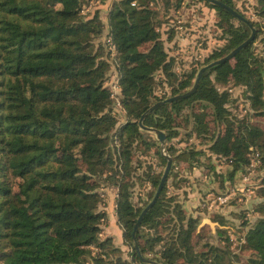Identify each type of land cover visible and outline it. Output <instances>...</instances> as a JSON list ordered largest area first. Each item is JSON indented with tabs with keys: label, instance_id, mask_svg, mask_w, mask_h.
I'll return each instance as SVG.
<instances>
[{
	"label": "trees",
	"instance_id": "obj_1",
	"mask_svg": "<svg viewBox=\"0 0 264 264\" xmlns=\"http://www.w3.org/2000/svg\"><path fill=\"white\" fill-rule=\"evenodd\" d=\"M156 1L111 0L84 15L83 0H0L1 264H127L139 259L132 229L152 194L140 206L131 199L134 142L156 145V154L163 162L166 158L158 142L143 134L138 118L164 98L154 93L156 72L172 86V95L193 84L199 65L195 60L179 76L171 48L178 50L180 41L193 38L179 34L176 18L161 21ZM165 1L167 13L176 12L171 17L196 11L200 4L215 8L225 43L201 65L250 34L247 23L207 0ZM222 1L244 15L233 0ZM256 1L255 12L264 19V0ZM189 21L182 23L185 31ZM162 24L167 25L163 30ZM256 29L252 41L232 58L204 70L193 93L159 104L143 123L164 130L170 139L178 134L180 120H187L196 134L207 132L210 116L216 126L223 125L222 131H211L212 153L229 158L236 170L248 162L254 145L263 150L264 164V127L234 113L228 88L242 86L252 105L264 107V31ZM110 78L118 81L122 108L114 103ZM103 175L116 186L113 211L128 246L125 255L112 235L100 236L108 216L98 191ZM260 184L258 215L251 224L242 223L244 241L236 251L223 226L227 218L211 213L221 243L205 240L206 232L197 230L200 216L168 195L164 182L135 232L141 253L151 251L149 257L164 264H237L240 259V264H264V176ZM243 249L248 254L242 259Z\"/></svg>",
	"mask_w": 264,
	"mask_h": 264
},
{
	"label": "rangeland",
	"instance_id": "obj_2",
	"mask_svg": "<svg viewBox=\"0 0 264 264\" xmlns=\"http://www.w3.org/2000/svg\"><path fill=\"white\" fill-rule=\"evenodd\" d=\"M233 1L237 8L244 13L245 17L257 23V26H254L255 29L259 28L264 31V19L255 12L256 0ZM109 2H111V0H83L81 13L89 15L96 6H99V3H103L104 5L102 7H106ZM154 4H156L157 9L159 8L157 17L161 21L163 17L168 20V23H173L172 19L175 17H171V15L175 11L169 10L167 13V5L169 3L166 5V1L164 4V0H157ZM88 6L89 8L86 9ZM197 7L196 11L189 9L182 15L183 17L185 16L186 19H190V21L188 22L186 31H179V34L183 37H185V33L189 39L193 38V40L189 42L187 39L180 41V47H178L180 49L178 50L170 46L171 52L175 53L179 60L176 69L180 77L187 74L188 68L193 65L192 63H194L195 60H198L197 63L199 64V68L209 53L214 51V49H218V47L225 43L222 30L217 26L216 21L218 16L215 8L211 6L206 7L201 4ZM193 13L195 15H192ZM234 22L237 23V20L234 19ZM165 26L167 27V25ZM165 26L162 24L161 30H163ZM198 35H200V38H198ZM198 42H200V44H197ZM255 43L257 50L261 49L260 51H262V44L258 39ZM189 44L193 45V48H187V50L186 47ZM175 46L177 47V45ZM183 60L187 62L185 63V67L187 68H184V65H182ZM154 79V93L156 95H160V97L171 95L172 86L166 83L162 74L156 72ZM228 88H230L231 97L234 98L231 103L234 113H239L243 116V119L250 120L254 124L256 123L264 127V114L260 113L264 110V107L259 104L252 105L246 99L242 86L231 85ZM197 108L198 107H195V109ZM121 111L123 112V110L118 109L119 113ZM208 118L209 129L203 134H196V131L194 128L191 129V124L187 120L186 122L180 120L179 127L177 128L178 134L172 136L170 139L165 138L164 146L166 152L172 156V165L168 173L170 176L167 177L165 181L166 191L168 195H172L176 200L180 201V203L183 204L182 207L186 211L190 208H200V210L204 208L205 212L210 211L209 214L212 213L214 216L220 214L222 217L227 218L226 223L232 225L233 228L236 229L235 232L238 234L239 229L243 230L241 227L242 223L245 222L246 225H249L255 220L258 215L256 206H259L263 199L259 194L260 183L264 176V164L261 160L263 150L252 145V148L247 152L248 162L242 168L232 170L233 165L229 158L212 153L209 149L211 131H214V134H216L218 131L223 130V125L220 124L216 126L214 122H212V119H210V116H208ZM140 129L143 131V134L148 135L158 142V150L160 152V144L155 132L143 128ZM134 143L135 153L133 158L134 164L132 165L136 166V172L129 178L133 183L131 186L133 192L131 199L134 205L140 206L149 199L151 194L153 196L157 187V185L153 183V179H160L166 160L163 162L156 154V145H151L146 148L143 142L141 143L138 141ZM111 144L114 145V142L112 141ZM256 152H258V154H256ZM178 154L180 156H178ZM186 155H188V160H186L187 158H183ZM117 167L121 170L120 166ZM149 168L150 173L147 175L146 172ZM107 175L119 178L121 174H111V172H107ZM103 180H105L103 181L104 183L98 187V191H100V195L103 197L100 207H104L107 204L112 207V204H115L116 186L110 182L105 175H103ZM104 186H109L111 189H114L113 199L108 197L112 193L109 192L108 194L110 190L106 191ZM223 194L228 195V198L221 201L218 196ZM192 195L196 199L195 201L200 202L199 204L190 200ZM189 200L192 201V204H190ZM111 212L114 214L112 208L107 212L109 216ZM112 217L113 216H110L109 219ZM109 219L107 216L105 227L109 225ZM107 231L108 229H106V232ZM165 232L166 230H162V234ZM213 234L214 232L207 230V236L204 237L205 240H214ZM231 239L233 241H238V238L235 239V236ZM231 239L230 242L232 241ZM120 249H122L120 252L123 253V255L128 253V246ZM232 249L235 250L236 248ZM117 252L118 251H115L114 253ZM151 255H153V253L150 251L144 256L149 257ZM238 261L237 264H240L241 259Z\"/></svg>",
	"mask_w": 264,
	"mask_h": 264
},
{
	"label": "water",
	"instance_id": "obj_3",
	"mask_svg": "<svg viewBox=\"0 0 264 264\" xmlns=\"http://www.w3.org/2000/svg\"><path fill=\"white\" fill-rule=\"evenodd\" d=\"M207 1L224 8L229 13H231L232 15L237 17L239 20L247 23L250 27V34L243 41H241L239 44H237L235 47H233L230 51H228L226 54H224L218 58L212 59L211 61L201 65L196 72L193 84L188 89H186L185 91L179 92V93L169 95V96L164 97L162 99L156 100L138 118V125L140 128H143L146 130H152L155 132L156 137L159 140V144H160V153L162 155H164L166 158V163H165L163 172L161 174V177L159 179V182L157 184V187L154 191V194L151 197V199L142 207V209H141L140 213L138 214L137 219L134 223V227L132 229L133 246L136 249V252L138 254L139 259L143 262H146V263L164 264V263L158 262L155 259H152L150 257H146L141 253L139 245H138V241L136 239L135 232H136L138 225L140 224V221H141L143 215L152 206V204L155 202L156 198L158 197V195L162 189V186L165 182V179H166V177L170 171L171 165H172V156L166 152V149L164 146V141L166 138L165 131L162 129H159L155 126L144 124L143 123V117L148 112L152 111L159 104L169 102V101H172L175 99L183 98V97H186V96L190 95L191 93H193L195 91L196 87L198 86L199 80H200L205 69H207L213 65H216L218 63H221L227 59L232 58L242 47H244L246 44H248L250 41H252V39L254 38L255 32H256L254 25L249 21V19L247 17H245L242 13H240L238 10H236L234 7L228 5L226 2H224L222 0H207Z\"/></svg>",
	"mask_w": 264,
	"mask_h": 264
},
{
	"label": "crops",
	"instance_id": "obj_4",
	"mask_svg": "<svg viewBox=\"0 0 264 264\" xmlns=\"http://www.w3.org/2000/svg\"><path fill=\"white\" fill-rule=\"evenodd\" d=\"M106 191L107 190H110V191H108V194H109V192H111L112 194V196L110 195V196H108L107 194V196L108 197H111L112 199H113V194H114V189H111L110 187H106V189H105ZM107 198V197H106ZM209 198V197H208ZM190 200H193L196 204L198 203H200V202H197V201H195L196 199L193 197V195H192V197L190 198ZM189 200V202H190V204H192V201H190ZM114 202V201H113ZM113 206H114V204H112V207H110V206H108V204L106 205V206H104V208L106 209V211L108 212V210L110 209V208H112L113 209ZM188 212L190 213V214H193V215H195V216H200V222H199V225H198V231H204V232H206L207 230H210V231H212V232H214V234H213V239L214 240H212L211 242L212 243H214V244H220L221 243V240L220 239H218V233H217V229H216V225H217V221L216 220H213L212 218H211V216H209L210 214H209V212L210 211H207V212H205V210H204V208L202 209V210H200V208L199 209H194V208H190L189 210H188ZM110 216H113L111 219H109V217ZM110 216H109V214H108V219H109V225H107L106 227H105V230L104 231H102V233H101V235L102 236H105V235H112V238H113V242L115 243V245L116 246H119L120 248H125L127 245L123 242V238H122V229L120 228V226L116 223V221H115V217H114V214L111 212V214H110ZM228 217V216H227ZM223 226L226 228V230H227V234H228V236L230 237V239L233 237V236H235V239H237L238 238V241H233L232 239V241H231V247L232 248H236L235 250H237V251H239V250H241V244H242V242L244 241L243 239H244V237H243V230H240L239 229V232H240V234H239V232H238V234L235 232L236 231V229H234L233 228V226L232 225H229L228 223H224L223 224ZM106 229H108V231L106 232ZM109 230H111V231H109ZM103 232H105V233H103ZM238 236H237V235ZM235 244V245H234ZM247 254L248 253H245V251H244V249H243V253L241 254V257H242V259L243 258H245L246 256H247Z\"/></svg>",
	"mask_w": 264,
	"mask_h": 264
},
{
	"label": "built area",
	"instance_id": "obj_5",
	"mask_svg": "<svg viewBox=\"0 0 264 264\" xmlns=\"http://www.w3.org/2000/svg\"><path fill=\"white\" fill-rule=\"evenodd\" d=\"M84 6V5H83ZM85 7V6H84ZM88 7H86V9H88ZM83 10V9H82ZM184 15V14H182ZM182 15H177L175 18V21H176V29H178V31H181L183 32L184 30V27H183V21H186V17L182 16ZM192 15H195L194 13ZM187 28V27H186ZM185 31V30H184ZM107 43H108V49L111 51L112 54L115 53V47H114V44L111 42V40L108 38L107 39ZM197 44H200V42H198ZM189 48V49H192L193 48V45H187L186 49ZM185 49V50H186ZM188 50V49H187ZM108 83H110V88H111V95L112 97L114 98V103L115 105L118 107V108H122V105H121V102H120V87H119V84H118V81L117 79L115 78H110L108 80ZM256 154H258V152H256ZM252 164V163H251ZM218 198L221 200V201H224L225 199L228 198V195H219ZM244 240V239H243ZM109 264V263H107ZM127 264H152V263H146V262H143L141 261L140 259H137V260H132L130 261L129 263Z\"/></svg>",
	"mask_w": 264,
	"mask_h": 264
}]
</instances>
